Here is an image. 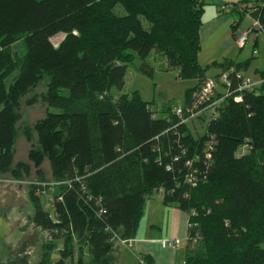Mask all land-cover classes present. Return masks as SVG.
<instances>
[{"label":"trees","instance_id":"trees-1","mask_svg":"<svg viewBox=\"0 0 264 264\" xmlns=\"http://www.w3.org/2000/svg\"><path fill=\"white\" fill-rule=\"evenodd\" d=\"M249 2L254 9L235 11L259 20L264 32V0L235 5ZM204 10V0H0V179L30 181L29 218L45 233L39 264H87L86 254L91 264H119L116 244L136 237L154 192L187 212L197 224L192 236L203 237L199 251L187 243L186 264H264V69L252 76L251 59L203 66ZM154 50L181 79L197 80L183 104L159 108L139 91L112 94L123 89L129 64ZM212 66L221 69L212 77L228 73L230 81L218 94H230L198 116L209 118L195 136L175 109L191 103ZM139 69L154 76L146 61ZM238 73L262 80L239 91L241 101ZM44 80L45 90L29 97ZM24 101L43 102L47 114L24 127L31 149L28 161H16ZM245 143L249 151L237 157ZM46 158L52 187L32 177L31 162L37 180L49 181Z\"/></svg>","mask_w":264,"mask_h":264},{"label":"rangeland","instance_id":"rangeland-1","mask_svg":"<svg viewBox=\"0 0 264 264\" xmlns=\"http://www.w3.org/2000/svg\"><path fill=\"white\" fill-rule=\"evenodd\" d=\"M236 17L239 18L240 15L236 14ZM240 19V18H239ZM241 30L247 32L251 31V38L248 40L246 47L240 48L237 44V39H232L234 53L242 54L238 57L240 59L250 58L252 60V68L259 66L264 69V33H259V43L256 46L258 50L257 54H253L252 49V36L255 34L254 27V19L246 15L241 20ZM64 34L60 33L52 38V41L55 45H58L63 39ZM20 53H24L26 48L23 44L19 46ZM214 45L206 43L204 45V51H202L200 57V63L203 66H206V58L211 50L215 53ZM217 48V47H216ZM146 61L154 68V76L149 77L144 74L139 67L141 64ZM218 72V69L215 67H210L207 71V75L211 76ZM251 74V71L249 72ZM197 80L195 79H181L179 77V70L176 68H172L168 66L167 58L155 50L151 52L149 57L146 60L141 58H136L133 62H131L127 69L126 82L122 90H118L117 88L112 89V94L114 96H119L122 93H131L133 91H139L142 97L147 100L154 102L156 106L159 108L162 107L163 104L169 103L173 105L182 104L185 101L186 91L187 89L195 86ZM45 90V80L41 83V85L31 94L29 97L40 93ZM221 92V91H218ZM222 96L223 94H218ZM50 111H58L57 108L50 107ZM209 114L211 111L206 110ZM23 118L18 124L19 133L17 136L16 144H15V153H16V161L25 160L28 161L29 151L31 149V145L28 142L27 138L23 134V129L25 126H32L38 119L44 117L47 114V106L38 101L35 104L27 105L24 101L22 107ZM206 115V118H209V115ZM206 118L196 117L193 119H189L187 124L190 127L191 132L195 136H200L205 132V126L207 124ZM37 137L34 136L33 140L36 141ZM33 174L32 177L34 180L41 184H45L47 187H52L55 184V180H53L52 170H51V162L48 158L44 160L41 164V168L46 172V177L49 181L41 182L37 179L36 175V166L31 162ZM51 180V181H50ZM36 182V183H37ZM29 183L30 181L24 180H14L11 177H5L0 179V216H5L13 225V232L17 234L31 233V235H35L38 237L37 241L34 240L28 245L27 253L30 255L29 264H39L40 258L43 253V244L45 242V233L42 229L36 227L31 221L29 216L33 211V204L29 198ZM37 183V184H39ZM52 191L49 192V194ZM51 196V195H50ZM203 242V237H199L197 234L193 236V240L190 244V251H199L200 245ZM61 243V241H59ZM125 249V248H124ZM124 255L126 256L125 264H136L138 262V254L135 257L128 252L127 250H122ZM59 258V253H53V259ZM91 256L89 254L85 255V261L87 264L90 263ZM148 261V260H147Z\"/></svg>","mask_w":264,"mask_h":264},{"label":"crops","instance_id":"crops-1","mask_svg":"<svg viewBox=\"0 0 264 264\" xmlns=\"http://www.w3.org/2000/svg\"><path fill=\"white\" fill-rule=\"evenodd\" d=\"M242 1L251 0H204L205 10L203 13V24L200 29L202 49L199 55V61L206 43L217 47H215V53L211 50L209 51L205 62L206 66L224 60L245 61L250 59L238 58L242 52L235 54L232 43L233 38L237 39L241 33L245 32L240 28L241 20L246 15L241 19H239L240 17L237 18L236 14H239L235 11L234 7L235 3ZM222 4H227L228 7L222 10ZM255 32L251 39L253 51L259 43V33L257 31ZM250 38L251 36H249ZM217 69V73L207 76L212 77L218 74L221 69ZM261 69L259 66L252 68L251 63L249 72L251 71V75L257 77L255 71ZM188 223L189 215L187 212L175 205L165 204L162 193L154 192L145 201L144 212L136 237L131 239L127 245L121 243L116 244L115 256L119 264H125L126 256L122 250L130 252L135 257V260L137 254L144 256L147 260L149 259L151 261V264H184L188 253L187 243L181 248L175 249L163 247L161 240L176 237L184 239L188 235ZM136 264H139V262L136 261Z\"/></svg>","mask_w":264,"mask_h":264},{"label":"built area","instance_id":"built-area-1","mask_svg":"<svg viewBox=\"0 0 264 264\" xmlns=\"http://www.w3.org/2000/svg\"><path fill=\"white\" fill-rule=\"evenodd\" d=\"M254 6L255 5L252 2L234 5L235 9H242V10L245 8L254 9ZM227 7H228L227 4L221 5L222 10L226 9ZM260 28H261V24H260L259 20L254 19V27H253L254 33H256L255 31H257L256 29H260ZM258 32H260V31H258ZM261 32H263V31H261ZM250 33H251V31H247V32L241 33L238 36L237 44L239 47L243 48L247 45ZM257 52H258L257 50H254V54H256ZM237 77L242 78V83L238 86V88H236V92H238V94L235 96V99L237 101L242 100V96H241V93L239 91L254 87V86L262 83V80L254 81L250 76H242L241 73H238ZM220 82L228 83V85H230L228 73L222 74L221 77L219 78V80H217L214 77L207 79V81L204 82V84L201 86V88H199L198 91L194 94L190 104H188L186 107H183L182 105H179L176 107L175 112L177 113V115H179V117L182 118L183 122L186 120L188 121L189 119H193V118L198 117L199 115H201L206 110L211 111V113L213 111H215L214 107L217 104V102H221L224 99V97H226L230 94V92L227 91L224 95H222L221 97H218V99H216L215 101L210 102L214 96H217L218 86L220 85ZM152 109L154 111L153 107H152ZM154 114H156V112ZM185 114L187 115V117L184 116ZM210 137H211V139L209 141L208 148L206 150V156L208 158L211 157L210 150L213 149V144H214L213 137L212 136H210ZM249 149H250V147L247 143L241 145L240 148L238 149V151L236 152V156L237 157L242 156L243 154L247 153L249 151ZM168 169H170V167ZM187 180L191 184H193V186L197 185V179L192 173L188 174ZM37 193H39V192H37ZM42 193L44 196H47L49 191L43 190ZM45 203H46L45 208L48 209L49 208V202L46 201ZM193 214H195V212H193ZM195 226H197V224L192 223L189 219L188 235L184 239L178 238V237L162 239L161 243H162L163 247H170V248L178 249V248H181L184 244L189 243L193 239L191 230ZM118 241L121 244L127 245V244H129L130 240H118ZM138 262H139V264H150L144 256H140V255H138ZM184 264H186V261H184Z\"/></svg>","mask_w":264,"mask_h":264},{"label":"water","instance_id":"water-1","mask_svg":"<svg viewBox=\"0 0 264 264\" xmlns=\"http://www.w3.org/2000/svg\"><path fill=\"white\" fill-rule=\"evenodd\" d=\"M13 232V225L5 216H0V264H29V254L26 253V245L37 239V236L29 240H23L19 248H13L7 238ZM37 232H35V235ZM20 256L21 254H24Z\"/></svg>","mask_w":264,"mask_h":264},{"label":"flooded vegetation","instance_id":"flooded-vegetation-1","mask_svg":"<svg viewBox=\"0 0 264 264\" xmlns=\"http://www.w3.org/2000/svg\"><path fill=\"white\" fill-rule=\"evenodd\" d=\"M34 236L36 235H31V233H24L22 235L20 234H17L16 232H12L11 235L7 238L8 240V243L10 244V246H12L13 248H19L20 245H21V242L23 240H29L30 238H33ZM38 239V237H37ZM36 239V241H37ZM33 242V241H32ZM31 242H29L27 245H26V248L28 249V245L30 244ZM27 249H26V253H27ZM25 255L24 254H21L20 256H23ZM30 256V255H29ZM29 262H30V258H29Z\"/></svg>","mask_w":264,"mask_h":264}]
</instances>
